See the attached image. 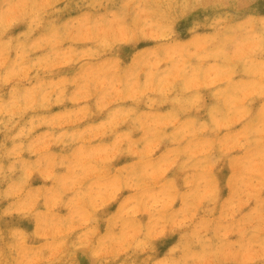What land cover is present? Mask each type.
<instances>
[{"label": "rangeland", "instance_id": "obj_1", "mask_svg": "<svg viewBox=\"0 0 264 264\" xmlns=\"http://www.w3.org/2000/svg\"><path fill=\"white\" fill-rule=\"evenodd\" d=\"M0 264H264V0H0Z\"/></svg>", "mask_w": 264, "mask_h": 264}]
</instances>
